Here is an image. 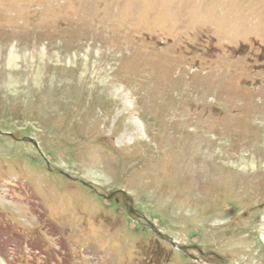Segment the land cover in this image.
I'll use <instances>...</instances> for the list:
<instances>
[{
  "label": "rangeland",
  "instance_id": "rangeland-1",
  "mask_svg": "<svg viewBox=\"0 0 264 264\" xmlns=\"http://www.w3.org/2000/svg\"><path fill=\"white\" fill-rule=\"evenodd\" d=\"M260 235L264 0H0V264H260Z\"/></svg>",
  "mask_w": 264,
  "mask_h": 264
},
{
  "label": "water",
  "instance_id": "water-1",
  "mask_svg": "<svg viewBox=\"0 0 264 264\" xmlns=\"http://www.w3.org/2000/svg\"><path fill=\"white\" fill-rule=\"evenodd\" d=\"M122 195V203L124 206L130 211L131 214L134 213L133 207H132V200L130 197L126 195L124 191H119ZM113 196V194L108 196V199H110Z\"/></svg>",
  "mask_w": 264,
  "mask_h": 264
},
{
  "label": "flooded vegetation",
  "instance_id": "flooded-vegetation-1",
  "mask_svg": "<svg viewBox=\"0 0 264 264\" xmlns=\"http://www.w3.org/2000/svg\"><path fill=\"white\" fill-rule=\"evenodd\" d=\"M118 193H115L113 196H116ZM114 201L117 202V198L114 197ZM249 242H257L258 245H263L264 243V235H260V236H256V237H249L248 239ZM198 253H202V251L200 249L197 250ZM263 262V263H262ZM262 262L260 264H264V259L262 260Z\"/></svg>",
  "mask_w": 264,
  "mask_h": 264
}]
</instances>
